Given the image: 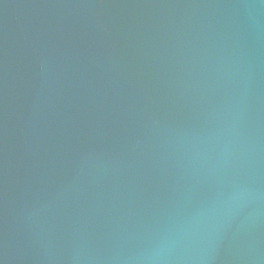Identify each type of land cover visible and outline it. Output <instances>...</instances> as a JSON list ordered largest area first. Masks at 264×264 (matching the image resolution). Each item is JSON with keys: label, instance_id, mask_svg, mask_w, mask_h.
Wrapping results in <instances>:
<instances>
[{"label": "water", "instance_id": "95a60500", "mask_svg": "<svg viewBox=\"0 0 264 264\" xmlns=\"http://www.w3.org/2000/svg\"><path fill=\"white\" fill-rule=\"evenodd\" d=\"M0 264H264V0H0Z\"/></svg>", "mask_w": 264, "mask_h": 264}]
</instances>
